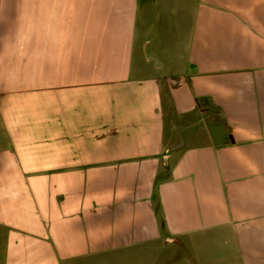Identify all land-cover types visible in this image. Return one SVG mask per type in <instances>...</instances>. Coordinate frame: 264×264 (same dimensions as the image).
<instances>
[{
    "label": "crops",
    "instance_id": "crops-1",
    "mask_svg": "<svg viewBox=\"0 0 264 264\" xmlns=\"http://www.w3.org/2000/svg\"><path fill=\"white\" fill-rule=\"evenodd\" d=\"M0 264H264V0H0Z\"/></svg>",
    "mask_w": 264,
    "mask_h": 264
}]
</instances>
